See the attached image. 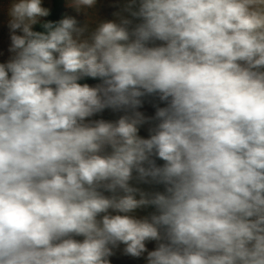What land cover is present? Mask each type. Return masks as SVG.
<instances>
[{"label":"clouds","instance_id":"9594fccd","mask_svg":"<svg viewBox=\"0 0 264 264\" xmlns=\"http://www.w3.org/2000/svg\"><path fill=\"white\" fill-rule=\"evenodd\" d=\"M98 4H0V264H264V0Z\"/></svg>","mask_w":264,"mask_h":264},{"label":"rangeland","instance_id":"374dc122","mask_svg":"<svg viewBox=\"0 0 264 264\" xmlns=\"http://www.w3.org/2000/svg\"><path fill=\"white\" fill-rule=\"evenodd\" d=\"M6 0H0V4H6ZM124 0H99L98 10L99 14L103 18L111 19L112 13L119 10V5H122ZM50 0H43V6L49 8ZM6 13L0 11V62H6L11 55L8 52V47L10 45L9 38V29L5 23ZM138 22V21H134ZM94 85V84H93ZM145 104H150V102H146ZM118 114L112 113L110 110H105L102 114H99L94 118H104V119H115ZM145 136L146 132L140 133ZM143 187L147 188L149 186L144 185ZM145 212H138L137 215H145ZM122 248V246H121ZM128 257V256H127ZM112 264H145L144 259H135L132 257L126 258L125 255L122 254L121 250H117L116 254L110 258Z\"/></svg>","mask_w":264,"mask_h":264},{"label":"trees","instance_id":"16d2710c","mask_svg":"<svg viewBox=\"0 0 264 264\" xmlns=\"http://www.w3.org/2000/svg\"><path fill=\"white\" fill-rule=\"evenodd\" d=\"M50 10L51 14L46 17V20H52L56 21L60 18H62L63 14L66 13V7H65V0H50ZM35 30H42L39 25L35 26ZM81 83H88L90 85L98 83L96 80H92L90 78H86L85 80H82Z\"/></svg>","mask_w":264,"mask_h":264},{"label":"crops","instance_id":"0c3cea01","mask_svg":"<svg viewBox=\"0 0 264 264\" xmlns=\"http://www.w3.org/2000/svg\"><path fill=\"white\" fill-rule=\"evenodd\" d=\"M7 1V0H6ZM50 5H51V3H49V8H50ZM66 12L69 14V15H73V16H76V18L81 22V23H83L84 22V20L86 19V17H85V15L83 14V13H81V14H77L73 9H69V8H66ZM45 19V18H44ZM161 106H163V105H161ZM141 111H143L146 115H149V116H151V115H153L154 114V108L152 107V104L150 103V104H145L144 105V107L141 109ZM141 131L142 132H146V135L145 136H147V126H145L144 128H142L141 129ZM158 163H162V161H157ZM162 190V189H161ZM150 211V210H149ZM147 247H148V249L149 250H152V249H154V247H155V242H149L148 244H147ZM146 255V254H145ZM126 258H128L127 256H126ZM139 259H144L143 257H141V258H139ZM144 261H145V259H144ZM145 264H146V261H145Z\"/></svg>","mask_w":264,"mask_h":264}]
</instances>
